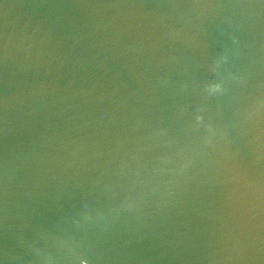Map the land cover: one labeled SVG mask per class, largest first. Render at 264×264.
<instances>
[{"label": "water", "instance_id": "water-1", "mask_svg": "<svg viewBox=\"0 0 264 264\" xmlns=\"http://www.w3.org/2000/svg\"><path fill=\"white\" fill-rule=\"evenodd\" d=\"M0 264H264V0H0Z\"/></svg>", "mask_w": 264, "mask_h": 264}]
</instances>
